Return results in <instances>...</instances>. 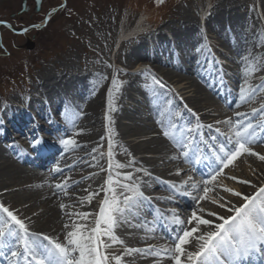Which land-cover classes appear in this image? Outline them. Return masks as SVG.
Listing matches in <instances>:
<instances>
[{
    "label": "rangeland",
    "instance_id": "rangeland-1",
    "mask_svg": "<svg viewBox=\"0 0 264 264\" xmlns=\"http://www.w3.org/2000/svg\"><path fill=\"white\" fill-rule=\"evenodd\" d=\"M63 1L65 2V0H42L39 10L35 11L33 1L27 0L26 4L30 7L28 11L22 12V0H0V20L11 23L13 28L19 30L33 23H42L47 12L52 7H58L59 4L64 3ZM67 8L71 10V14L67 11H58L47 26L39 30L30 29V31L24 35H17L7 27L0 25V44L4 46L0 48V119L3 120L0 129L6 133L5 137L0 138V164L5 163L4 165H12L9 167V173H14L15 170L13 168L23 171L21 173L17 172L18 170L15 171L17 174H15L14 180L17 184L12 183V181L10 182L8 178H5L4 181L2 180L0 192H2L3 195H0V200L19 209L22 216L34 217L35 219H37V217L33 216V213H45V211L39 202L32 203L28 196L34 192L40 191L41 188L48 191L50 194H53L55 189L45 183L37 185L36 187H27L30 182H32V178L35 179V174L33 172L42 171L46 179L50 177L54 178L61 174H55L51 171L57 164L56 159L51 161L46 167L37 166V159L34 158V156H36L35 152L30 148L26 134L18 137V133H15L12 124L15 122H26V115L31 116V120L35 118L39 125L43 123L41 134H43L42 136L47 146V150H44L45 154H49L54 148L62 150L61 146L56 142L57 139L60 137H70L72 133L70 131H47L46 133V130H44L46 126L51 127V125H57L64 128L65 124H69V122L64 119V113L60 114L62 120L66 122L64 125L57 119H55V123L51 125L48 124V121H52L50 116L57 113L55 111L57 105L52 103L57 100V94H51V96H49L48 93L46 94L50 84H59L60 78L64 76L89 72H98L102 74V77H108V79H102L101 77V81L96 87L92 88L90 94H86L85 96H74L72 101L66 103L62 107L64 109L72 108L79 113L75 118V128L80 129L83 127L84 129H81L83 131H98V133L103 135L107 89L110 87L111 74L118 68L124 69V72L120 74V78L126 81V83L118 94L116 101L118 111L113 113V118L116 121L115 128L119 134L124 126H130V122H133V120L140 118L144 119L150 110L146 103L149 96L144 87V84L146 82L150 83V80L146 81L144 76L136 72L137 69L148 68L152 73L164 81L167 85V87L164 88L165 91H167L169 95L177 98L180 102L181 106H179V108L175 107L172 110L180 111L181 118L183 113L187 111L183 108V105L186 103L184 102V98L188 97L189 92L182 91L180 86L183 85L185 81L188 83L187 85L193 83L195 75L184 73L170 65L156 62L154 57L156 58L158 54L163 59L169 57L174 63H177L184 60V57L188 56L190 52L197 48H201V45L207 43L211 51H208V48H201V54L199 55H207L209 61L206 62L214 64L215 69H217L216 72L219 74H221L220 69L222 67L223 72H226L231 82L238 87L241 83L242 73L241 54L245 53L246 49L260 52L264 50V48L257 49L255 47L264 40V19L260 18L261 14H264V0H166L163 6H156L154 0H67ZM219 8H222L224 13L231 10L232 13L238 15L232 16L229 19L226 17V20H228L226 21L228 28L224 26L212 28L208 23L209 15L206 16V12L213 13L212 11H214L219 18L223 15L224 18L227 16V14L221 13L222 9ZM125 14L127 26L129 28L135 26L136 21L140 19V22L144 24V29L148 30L155 27V31H152L147 36L138 38L137 41L135 39H129L132 36L131 34L128 39L115 45L114 30ZM201 15L202 19L200 18ZM178 20H181L182 24H194L193 26L197 27V31L190 34L188 40L185 38V41L181 45L172 43L173 45L171 46H173V50L167 47V51H165L166 47H164V50L159 51V53L156 52L157 50L154 47L159 31L167 40L174 41L180 38V36L172 34V25H180ZM201 27H203L206 32L208 38L206 42L200 35ZM239 38L248 43L244 47L245 51H239L241 53L236 52L232 45L234 44L232 43L233 40H239ZM140 39L143 40L145 46L148 45L150 51L131 55L129 51L133 49L134 45H136ZM5 49L7 50V55L5 54ZM216 60L220 61V63H215ZM108 64H111L112 68H108ZM201 70L209 73L213 72L214 68L211 69L206 65L205 67H201ZM175 73H179L187 79L180 80L178 77L173 76ZM259 75L261 74L257 73V76ZM257 81L258 79L254 78L252 83H257ZM126 90L129 93V98L121 101L120 97ZM204 92L208 93L205 89ZM13 98L15 99V104L20 107L17 106L14 108L13 117L11 121L8 122L7 114L3 113L5 111L4 105ZM37 98L42 100L39 106L36 105L35 100ZM94 98H99L101 100L99 105L101 120L99 123H94L91 117L88 118L84 116L86 112H91L95 109L91 104ZM209 101L212 104H217L215 99ZM251 106L249 105V107ZM189 107L192 108L191 105ZM242 107H244V105L239 108H237V105H219L217 111L214 109L209 110L204 120L201 119V121L203 120V123H213L214 119H225L227 116L233 115L235 111L244 112ZM119 109L127 113L133 120H128L120 116ZM194 111L199 114L197 110ZM38 114L42 116L47 115V117L41 119V117H38ZM187 114L191 117L190 121L187 123L195 124V118L189 112H187ZM27 122H30V118L29 120L27 119ZM70 124L73 126L72 123ZM220 127L222 131H228L226 126L220 125ZM159 130L160 128L154 127L152 129H143L139 135L137 133L118 135L116 137L118 141V154L116 158L121 162L127 160V156L122 153L119 145H123L124 147L126 145L129 147L133 146L135 149L134 156L137 160L140 157H154L156 159L155 168L159 172L157 174L152 173V178H159L157 180L165 181L166 183L174 182L179 184L181 180L171 179L165 176L161 158L143 148L149 139L153 137V133H158ZM213 134L215 133L213 132ZM224 139L223 137V140ZM11 145L15 146L16 150H20V148L23 149L27 157L29 156L32 158L33 164L18 161L15 157L16 151L11 150ZM253 147L257 149V151L264 153V139L258 140ZM58 150L57 154H59V156H65L64 154L74 153L78 149L66 153L58 152ZM82 154L84 155L85 153ZM77 159H80L79 154H74V158L68 160L66 164L67 167L63 168V175H61L63 177L59 178L58 181L60 182L64 177H71L69 181L71 185L69 191L75 198L72 199V197L64 196L62 193L59 195L61 202L73 205V208L69 209L70 211L74 210V199L77 201L79 197L87 195L85 189H98V185L101 183L100 177L93 176L90 179L88 178L90 173L98 171L97 168L90 167L88 161H85L82 165L69 167L77 161ZM101 163H104V161H101ZM252 169L255 170L256 175H253ZM225 171L228 172L229 175H236L241 178L251 179L253 182L259 181L264 183V162H260L259 160L254 162L252 157L238 160L237 166L234 169H226ZM185 174L193 176L197 181L208 178V176L205 178L196 176L195 173L189 171V169L183 170L181 178H186ZM102 176L103 173H101V177ZM224 183L230 187H235L243 191V186L234 184L231 180H225ZM13 185L21 186V188L15 189ZM167 187L169 188L168 183ZM159 188L158 185L154 186L150 194H157L158 197L161 198L166 195L167 197L173 196L174 199L172 201L167 200L164 205L168 208H177L181 216L185 214L187 216L190 215L194 204L184 205L182 204V199L175 196L171 191L166 190V192H163V190ZM5 189H7V191H5ZM217 191L219 195L226 196V194L219 189ZM251 191V188H247L246 190V192L249 193ZM76 205L79 207L77 211L90 212L96 207V202L93 201L92 205L84 204L83 206L76 202ZM205 207L211 206L205 205ZM132 221L136 222L137 220L133 218ZM127 226V230L132 228L129 227V225ZM36 227L37 225L34 224V228ZM134 229L139 236H145V232L142 229ZM134 229L132 228L131 230ZM121 230L122 228L117 230L118 234ZM61 238L63 237L61 236ZM165 241L163 244L166 243ZM135 261L140 263L143 260L137 258Z\"/></svg>",
    "mask_w": 264,
    "mask_h": 264
},
{
    "label": "snow or ice",
    "instance_id": "snow-or-ice-1",
    "mask_svg": "<svg viewBox=\"0 0 264 264\" xmlns=\"http://www.w3.org/2000/svg\"><path fill=\"white\" fill-rule=\"evenodd\" d=\"M35 3L40 6L42 0H35ZM154 3L156 6H163L166 0H154ZM58 11L71 14V10L67 8V0L58 7H52L42 23H33L19 30L4 20H0V25L17 35H24L30 29L39 30L47 26ZM205 15L211 13L206 12ZM260 18L264 19V14ZM200 35L206 42L208 38L203 27ZM3 47L0 44V48ZM255 47L264 48V40ZM201 48H208L207 43L201 45ZM201 48L196 51H201ZM208 51L211 49L208 48ZM5 54H8L6 49ZM240 59L242 73L237 108L246 104L258 103V106L250 107L248 112L235 111L233 115L213 123H203L199 114L185 103L183 108L195 118V126L183 129H178L176 123L181 112L171 109V100L166 101L159 111L161 118L157 121L160 127L157 135L171 142L176 149L178 154L171 156L172 160L182 158L185 163L191 161L189 153L193 149L190 137L194 131L200 132L202 142L214 158L215 167L208 178L197 181L193 176L185 174L186 178L179 184L167 182L175 194L189 197L194 202L190 215L182 217L178 209L173 207L168 210L167 216L157 210V216L149 221L134 212L154 199L146 194L145 188H150L151 184L144 180V177H151L152 172L123 145L119 147L127 160L121 162L116 158L118 132L113 113L118 111L116 101L126 83L120 78L124 69L118 68L111 74L110 87L107 89L104 134L89 153L94 161L89 166L97 168L98 171L90 173L88 178L100 177L101 183L98 189H85L87 195L76 201L81 206L92 205L95 201L96 207L90 212L70 211L72 204L59 202L58 208L65 219L61 222L60 234L51 235L34 230L35 220L32 217L22 216L19 209L0 200V257L6 264H135L137 258L149 261L150 264H252V261L264 260V183L229 175L225 171L234 169L237 161L246 157H254L264 162V153L253 147L259 134L264 132V52L246 49ZM215 63L219 64L220 61L216 60ZM107 67L112 68V65L108 64ZM220 71L223 83L222 67ZM136 72L144 76L146 81L150 80L144 87L153 96L157 95V89L167 87L148 68L137 69ZM257 73L261 75L257 76ZM254 78L260 82L253 84ZM4 107L6 109L8 105L5 103ZM63 115L75 127V118L79 113L72 108H66ZM256 117L259 118L255 119ZM2 124L3 120L0 119V125ZM220 125L226 126L228 131H222ZM31 127L33 135L27 138L30 148L34 151L47 150L45 139L39 132L40 125L35 118ZM205 129L208 130L206 139L203 134ZM80 135L82 130H77L72 136L60 137L56 142L66 153L80 147L76 139ZM220 136L225 138L224 142H219ZM202 159L204 157L196 154L192 162L200 163ZM51 171L63 175V168L59 163ZM251 171L256 175L254 169ZM182 172L183 169L177 168L175 175L179 177ZM70 180L71 177H64L55 183L52 186L55 189L53 195L62 193L68 196ZM225 180L251 188L252 191L249 193L230 187L224 183ZM218 189L226 196L219 195ZM155 199L172 201L174 197ZM33 216L39 217V213H33ZM129 216L140 222L132 224ZM161 218L166 221V227L171 225L168 229L170 235L167 237L170 243L157 246L147 241L154 239L148 234L155 232V225ZM122 223L144 230L145 236L141 238L145 242L144 247L129 246L121 238L117 230Z\"/></svg>",
    "mask_w": 264,
    "mask_h": 264
},
{
    "label": "bare ground",
    "instance_id": "bare-ground-1",
    "mask_svg": "<svg viewBox=\"0 0 264 264\" xmlns=\"http://www.w3.org/2000/svg\"><path fill=\"white\" fill-rule=\"evenodd\" d=\"M222 9V8H219ZM213 13H211V15H209L208 18V23L213 27H217V26H224L225 28L227 27V22L228 20H226L228 17V19L232 16H238L237 14H234L231 12V10L227 11V13H224V10L222 9L223 14H227V16L224 15L219 18V16H217L214 11H212ZM200 18L202 19V15L200 16ZM224 18V19H223ZM199 19V18H198ZM222 19V20H220ZM178 23H180L179 26H175L172 25V34L175 36H180V38H177L176 40L172 41V40H167L164 35H162V33L159 31V33L157 34V40H156V45H155V49L157 50L156 52L159 53V51L164 50L163 48H165V51H167V47L170 48V50L172 49L174 44H182L185 40V38L188 40L190 34L195 33L197 31V27L193 26L191 23H186V24H182L181 20H178ZM197 26V25H196ZM115 39H114V43L115 45H117L118 43L123 42L125 39H128L131 34L132 36L129 39H135L137 41L138 38H142L144 36H147L149 33H151L152 31H155V27L151 28V29H144V24L140 22V19L137 21V23L135 24V26L129 28L127 26V19H126V14L121 18V21L119 22L118 26L115 28ZM240 37V36H239ZM246 38V37H243ZM242 38V39H243ZM234 44L233 47L236 50V52L241 53L239 51H243L245 48V45L248 44L247 42H244L243 40H241V38H239V40H233ZM173 50V49H172ZM147 52L150 51L148 45L145 46V43L143 42V40L140 39L139 42H137L136 45H134L133 49H131L129 51V53L131 55L133 54H140L141 52ZM245 51V50H244ZM264 52V50H263ZM146 54V53H145ZM154 59L156 60V62H160L162 64L165 65H170L173 68H176L178 71L184 72V73H191V74H195V78L193 83H191L190 85H187L188 83L185 81L183 83V85L180 86V89L182 91H188V89L192 90L193 93H195V96H193V98H189L186 97L184 98V102H186L189 106L191 105L193 107L194 110L199 111V116L201 119L204 120L205 115H207V113L209 112V109H214L215 111L218 110V103L217 104H212L209 102L208 100V94L209 93H205L204 91H202L203 86L200 85L201 83H198L199 80L205 78L204 75H202V73H200L201 71V67H205L206 65L209 66L211 69H213L215 67L214 64L210 63V62H206L209 61L207 58V55H199L198 52H196V50L190 52V55L184 59L183 61H179L177 63H173V61H171V59L169 57H167L166 59L161 58V56H156V58L154 57ZM185 62V63H184ZM173 76L178 77L180 80H186L187 78L180 75L179 73H175ZM101 77L102 74L101 73H94V72H89V73H84V74H76V75H68V76H64L63 78H60L59 80V84H50L48 86V92H46V94L48 93L49 96H51V94H57V100L52 102L55 105H57L56 108V114L54 116V120L57 119L58 121H60V123H63V125L66 123L65 121L62 120V118L60 117V114L65 113L66 109H63V105H65L66 103L72 101L74 99V96H78V95H83L85 96L86 94H90L92 92V88L96 87L97 84L101 81ZM260 81L258 80L257 83H259ZM61 84V85H60ZM256 84V83H255ZM61 86V87H60ZM148 101L147 106L149 108H158L161 109L165 106V102L168 100L172 101L171 104V109L181 106L180 102L178 101L177 98L173 97L172 95H169V93H167V91H165V89H157V95L153 96V94L148 91ZM192 93V94H193ZM168 97V98H166ZM126 98H129V93L126 91H124L120 97L121 101H124ZM51 100H53L52 98H50ZM35 100V99H34ZM40 98H37L36 101V105H41V101ZM101 100L99 98H94L93 102L91 103L92 106H94V110H92L91 112H86L84 114V116L88 117V118H92V122H96L99 123L101 120V113L99 110V105H100ZM239 103L238 101V97L234 98V100H232L231 104L232 105H237ZM8 107L6 109H4L5 111L3 112L4 114H7L8 119L7 121L10 122L11 118L13 117V110L14 108H16L17 106L20 107L19 105L15 104V99H10L7 103ZM248 107L247 105H244V107H242V110H247ZM120 112V116H123L124 118L128 119V120H133L131 119L127 113L122 112V110L119 109ZM153 120L155 118H152ZM191 117H189L187 114H185V122L186 121H190ZM142 118L140 119H135L133 120V122H130V126H124V128L122 129V131L119 132L118 135H124L126 133L129 134H134L138 131H140L141 129V122ZM202 120V121H203ZM216 119H214L213 121H215ZM140 124V125H139ZM84 129L82 128H75L73 126H71V124H65L64 128H60L59 126L55 129V131L58 132H68L70 131L72 133V135L77 131V130H81ZM121 133V134H120ZM6 133L3 132L2 129H0V138L5 137ZM101 136V133H98V131H83L82 130V135L76 137L78 144L80 145L79 148L76 152L74 153H68V154H64L65 156H62L59 154H57V150L58 148H54L52 149V152H50L49 154L45 155L43 158L37 157V166H42V167H46L47 165H49V163L51 161H53L54 159H56V162L60 164V166L62 168L67 167L66 164L68 162V160L74 158V154L77 155L79 154L80 159H77V161H75L72 165H70L69 167L72 166H77V165H82V163H84L85 161H88L90 164L94 163V161L91 160V156L89 155V153L91 152L92 147L96 146L97 142H99V137ZM264 136V132H262V135L259 136V138H262ZM127 147L130 151L135 152L134 147L132 146H125ZM144 150H147L148 152L154 153L155 155H157L158 151H162L163 150V171L165 176H167L168 178L171 179H176V180H182L185 179V177L181 178V176L177 177L175 175V165L176 164H180L177 162H173L172 159L170 158L171 156H173V150L170 149V146H168L167 142L162 140L161 138H150L149 141L146 143V145L143 147ZM162 148V149H161ZM13 149H15L13 147ZM257 151V149H255ZM63 152L61 149L58 150V152ZM82 153H85L84 155ZM82 155V157H81ZM154 157H140L138 159V161L141 162V164L144 167H147L149 169L150 172L152 173H158L159 171L155 168V162L156 159ZM253 161L256 162L258 161L256 158L252 157ZM26 160V159H24ZM27 161V160H26ZM5 163L0 164V184L2 182V180L4 181L5 178L10 179V182L12 181V183H16V181L14 180L15 178V174H17L15 171H17L15 168H13L15 171L14 173L12 172H8L9 167H11L12 165L8 164V165H4ZM212 169V167H208L207 170ZM207 170L204 169L205 173H207ZM17 172H23L21 169L18 170ZM35 174V179L32 178V182H30V184L27 186H33L36 187L37 185L43 184L45 183L46 185H50L53 186L55 183H57L59 181V178H62L63 176L58 175L54 178L50 177L48 179H46L42 173V171L37 172L34 171L33 172ZM144 180L147 181L148 184H151V187H146L145 191L146 194L151 195L150 192L152 190V188L156 185L164 187V184H161V182L157 179H154L152 177H144ZM13 187L15 189H20L21 186L18 185H13ZM23 187V186H22ZM167 188V187H166ZM243 191H246L247 188L246 187H242ZM2 193V192H0ZM173 194H175L172 191ZM59 195H53L50 194L48 191L43 190L41 188L40 191L38 192H34L33 194H30L28 196V198L31 199L32 203H36L39 202V204H41L43 210L45 211V213H39V217H37V219H35L34 217L33 220H35V224L37 225L36 228H34V230L37 231H44L47 232L51 235H57L60 234V229H61V222L63 219H65L63 217V214L60 212L59 208H58V203L61 202V200L59 199ZM177 196H180L182 199V204L184 205H193L194 202L189 198V197H184L178 194H175ZM67 197H73V194H71V192L69 191V195ZM154 201H156V204H158L159 199H153ZM75 201V205H74V210L77 211L79 210L78 205H76V199H74ZM147 211H150V207L149 204L146 203L143 207L139 208L138 210H134L135 214H138V216L140 218H143L144 213H147ZM159 213H164L163 210H159ZM180 213V212H179ZM166 215H168V213H166ZM187 216L186 214L183 215L182 217ZM135 219V218H134ZM163 219V218H161ZM129 220L132 224H135L138 222H140L138 219H136V222H133V216H129ZM164 223L166 225V221L164 220ZM128 224H123L121 225L120 228H122V230L120 231L119 235L121 236V238L125 239L126 242L129 244V246H134V247H143L145 242L144 240H142V237H139L136 230H127L126 228ZM169 229L171 228V225H168L167 227L164 226V229ZM154 240L156 241L155 243H161L162 239L161 238H154ZM154 240L149 239L147 242H153ZM135 264H150L149 261H141L140 263L135 262Z\"/></svg>",
    "mask_w": 264,
    "mask_h": 264
},
{
    "label": "flooded vegetation",
    "instance_id": "flooded-vegetation-1",
    "mask_svg": "<svg viewBox=\"0 0 264 264\" xmlns=\"http://www.w3.org/2000/svg\"><path fill=\"white\" fill-rule=\"evenodd\" d=\"M33 1V3H34V8H35V2H34V0H32ZM26 2H27V0H22V3H21V11L23 12V11H28V9H29V5H27L26 4Z\"/></svg>",
    "mask_w": 264,
    "mask_h": 264
},
{
    "label": "water",
    "instance_id": "water-1",
    "mask_svg": "<svg viewBox=\"0 0 264 264\" xmlns=\"http://www.w3.org/2000/svg\"><path fill=\"white\" fill-rule=\"evenodd\" d=\"M34 1H35V0H34ZM39 8H40V6H37L36 3H35V9H34V10H35V11H38Z\"/></svg>",
    "mask_w": 264,
    "mask_h": 264
}]
</instances>
